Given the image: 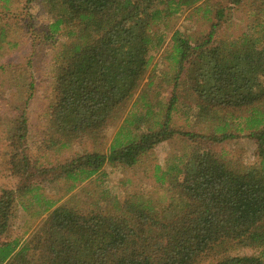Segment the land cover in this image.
<instances>
[{"label": "trees", "instance_id": "1", "mask_svg": "<svg viewBox=\"0 0 264 264\" xmlns=\"http://www.w3.org/2000/svg\"><path fill=\"white\" fill-rule=\"evenodd\" d=\"M206 1L43 0L51 18L46 38L58 34L68 40L55 58L45 140L57 148L78 141L94 148L41 174H51L68 193L106 163L132 166L174 134L188 143L164 169L155 167L156 181L168 183L165 205L129 194L111 200L109 209L81 211L63 195H45L41 183L26 178L16 189H3L0 264H199L208 258L211 264H264V0L253 3L258 11L250 34L214 41L211 30L203 41L191 43L174 30L165 57L175 68L167 80L170 95L155 92L151 99L149 78L127 108L150 63L149 51L164 41L168 19L203 5L205 15ZM5 31L0 26V42ZM179 87L189 92L194 103L189 109L205 132L172 126ZM14 121L21 140L25 113ZM108 128L116 131L104 152L99 146ZM244 130L253 139L256 161L240 170L210 144ZM17 208L29 212L30 220L13 234ZM240 247L257 253H230Z\"/></svg>", "mask_w": 264, "mask_h": 264}, {"label": "rangeland", "instance_id": "2", "mask_svg": "<svg viewBox=\"0 0 264 264\" xmlns=\"http://www.w3.org/2000/svg\"><path fill=\"white\" fill-rule=\"evenodd\" d=\"M3 2L0 1V26L7 31L5 39L0 42V192L3 189H16L26 178V183H41L45 195L53 198L63 195V200L70 201L81 211L96 210L98 207L109 209L111 200L122 201L129 194L142 195L162 205L168 204V183L161 185L157 182L154 171L156 166L164 169L172 154L183 152L188 141L178 134L157 144L132 166L106 163L101 173L77 184L68 193H65L63 183L50 180L51 174H41L42 169L62 163L76 153L90 151L94 146L83 141L63 148L47 145L46 109L52 97L55 58L68 40L58 34L51 39L46 38L51 18L43 0ZM206 2L208 12L205 15L203 5L196 10L193 7L184 8L168 19L164 41L162 45L149 51L150 63L127 108L146 86V82L150 81L149 78L153 81L149 89L151 99L154 100L155 92H158L159 97L170 95L168 90L171 82L167 80L175 68L170 64L171 59L167 60L165 57L169 54L170 37L174 30H180L191 43L203 41L211 30L214 41L235 39L244 33H251L250 27L256 22L255 13L258 11L253 4L255 0H243L239 5H234L229 0ZM220 9L223 13L218 19L215 12ZM30 83L32 88L29 87ZM176 95L177 106L172 113V126L180 131L205 132L204 125L198 123L193 116L194 111L189 109L194 104L189 92L184 87H179ZM23 112L27 120V132L21 140H17V123L14 120ZM119 122L120 119H117L116 124ZM116 128L107 129L105 144L99 146L104 152ZM246 132L247 130L237 132L235 138L222 143H209L210 149L215 153L224 152L225 158L232 161L234 168L241 170L252 165L256 161L255 146L253 139L245 135ZM29 216V212L17 208L13 218V234H18L25 228V221L30 220ZM230 253L243 255L257 253V250L240 247L232 249ZM211 263L212 259L208 258L199 264Z\"/></svg>", "mask_w": 264, "mask_h": 264}]
</instances>
